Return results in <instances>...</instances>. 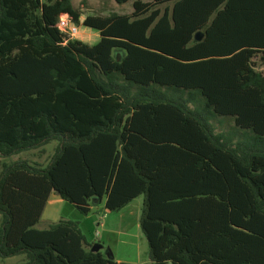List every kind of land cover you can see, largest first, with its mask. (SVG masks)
I'll return each mask as SVG.
<instances>
[{"label": "trees", "instance_id": "trees-1", "mask_svg": "<svg viewBox=\"0 0 264 264\" xmlns=\"http://www.w3.org/2000/svg\"><path fill=\"white\" fill-rule=\"evenodd\" d=\"M73 1L0 0V158L57 145L46 166L3 164L0 258L130 264L78 221L39 229L56 193L83 217L142 197L149 264H264V0H136L83 22ZM61 15L99 41H67Z\"/></svg>", "mask_w": 264, "mask_h": 264}, {"label": "rangeland", "instance_id": "rangeland-1", "mask_svg": "<svg viewBox=\"0 0 264 264\" xmlns=\"http://www.w3.org/2000/svg\"><path fill=\"white\" fill-rule=\"evenodd\" d=\"M48 2L49 0H42ZM136 0L125 5H119L112 0H74L73 5L82 13L81 22L88 16H109L111 14L130 15L133 12L132 4ZM149 2L150 0H142ZM79 27V41L90 46L99 41V34L93 30L81 26ZM261 55L253 62L256 70L264 74V64L260 61ZM215 124L217 131H230L234 124L229 118H222ZM226 120V121H224ZM232 121V122H231ZM56 143L46 146L41 154L39 151L26 152L8 159L0 158V171L3 164L16 162L18 160H28L46 166L53 155ZM142 197L134 200L126 209L120 213H107L103 210L92 211L88 217H83L76 209L69 214L68 208H73L65 203L61 208V215L72 221L82 223V231L88 241H96L104 247L101 252L104 257L112 260H122L126 263L149 264V248L145 236L142 234L139 226V219L142 211ZM95 207V206H94ZM101 207V206H100ZM100 210V209H98ZM1 223V216H0ZM81 227V226H80ZM121 227V229H120ZM44 228V223L39 229ZM123 231H128L129 236ZM98 234V235H97ZM25 261L24 256L12 258H0V264H22Z\"/></svg>", "mask_w": 264, "mask_h": 264}, {"label": "crops", "instance_id": "crops-1", "mask_svg": "<svg viewBox=\"0 0 264 264\" xmlns=\"http://www.w3.org/2000/svg\"><path fill=\"white\" fill-rule=\"evenodd\" d=\"M65 202L63 200L60 199V197L56 194V193H52L49 197V200L47 202V205L44 209V212H43V215H42V218H41V223L43 224H47V223H57L58 221H60L61 219H64V220H69L68 218L66 217H63L61 214V208H63ZM127 208V207H126ZM125 208V209H126ZM100 209V210H98ZM103 210V205L101 207H93L92 208V211H101ZM68 211H69V214L71 212L74 213L75 209L74 208H68ZM103 212V211H101ZM80 226L82 228V223H80ZM121 229V227H120ZM125 235L129 236V233L128 231H123ZM93 239H91V241L89 242H95L97 243L95 240L92 241ZM100 243V242H98ZM101 245V244H100ZM104 247V245H103ZM116 262L118 263H126L120 259L118 260H115ZM130 264H134V263H130Z\"/></svg>", "mask_w": 264, "mask_h": 264}, {"label": "built area", "instance_id": "built-area-1", "mask_svg": "<svg viewBox=\"0 0 264 264\" xmlns=\"http://www.w3.org/2000/svg\"><path fill=\"white\" fill-rule=\"evenodd\" d=\"M57 29L64 35L67 41L78 40L80 37L79 27L72 22L68 15H61L59 17Z\"/></svg>", "mask_w": 264, "mask_h": 264}, {"label": "water", "instance_id": "water-1", "mask_svg": "<svg viewBox=\"0 0 264 264\" xmlns=\"http://www.w3.org/2000/svg\"><path fill=\"white\" fill-rule=\"evenodd\" d=\"M195 39H196L197 42L201 41L202 40V34L198 33ZM102 248H103L102 245L96 244V245L93 246L92 252H99V251L102 250Z\"/></svg>", "mask_w": 264, "mask_h": 264}]
</instances>
